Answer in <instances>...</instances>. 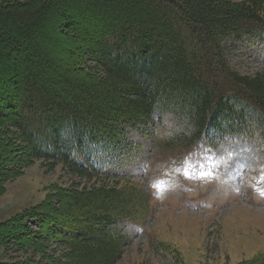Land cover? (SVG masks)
<instances>
[{
	"label": "trees",
	"instance_id": "obj_1",
	"mask_svg": "<svg viewBox=\"0 0 264 264\" xmlns=\"http://www.w3.org/2000/svg\"><path fill=\"white\" fill-rule=\"evenodd\" d=\"M243 37L264 41V0L0 1V125L11 130L0 190L37 162L77 181L56 195V212L34 210L22 223L38 228L37 242L44 232L62 243L57 264H118L132 244L120 225L151 213L126 172L142 156L128 129L168 115L183 132L160 145L162 157L231 136L264 139V73L242 75L229 60L228 41ZM58 41L78 49L69 65L45 54ZM31 48L55 69L27 66ZM237 264H264V251Z\"/></svg>",
	"mask_w": 264,
	"mask_h": 264
},
{
	"label": "rangeland",
	"instance_id": "obj_2",
	"mask_svg": "<svg viewBox=\"0 0 264 264\" xmlns=\"http://www.w3.org/2000/svg\"><path fill=\"white\" fill-rule=\"evenodd\" d=\"M228 45L236 71L249 76L264 73V41L232 38ZM47 46L45 54L51 59L59 57L60 65H69L71 52H78L59 41ZM32 55V48L22 54L27 66L36 62L46 64L51 72L55 69L52 61L44 63L41 55L33 61ZM154 121L144 130H127L129 139L142 147V156L126 172L150 195L151 213L144 224L121 225L132 244L125 247L118 264H175L174 256L161 248L162 244L179 252L183 264H237L264 251L261 134L229 137L217 149H195L185 157H162L160 145L171 138L173 130L182 133L183 129L168 115ZM10 134L9 126L0 125V148L10 141ZM76 182L64 166L51 169L37 162L5 183L0 190V264H57L62 260L67 252L62 243L44 232L46 239L37 242L33 231L38 228L22 223L34 210L56 212L59 207L54 198L75 188Z\"/></svg>",
	"mask_w": 264,
	"mask_h": 264
},
{
	"label": "bare ground",
	"instance_id": "obj_3",
	"mask_svg": "<svg viewBox=\"0 0 264 264\" xmlns=\"http://www.w3.org/2000/svg\"><path fill=\"white\" fill-rule=\"evenodd\" d=\"M128 176V175H127Z\"/></svg>",
	"mask_w": 264,
	"mask_h": 264
}]
</instances>
